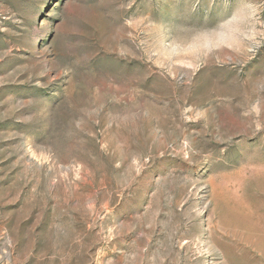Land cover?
I'll use <instances>...</instances> for the list:
<instances>
[{"label":"rangeland","instance_id":"374dc122","mask_svg":"<svg viewBox=\"0 0 264 264\" xmlns=\"http://www.w3.org/2000/svg\"><path fill=\"white\" fill-rule=\"evenodd\" d=\"M0 264H264V0H0Z\"/></svg>","mask_w":264,"mask_h":264}]
</instances>
